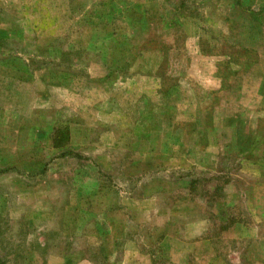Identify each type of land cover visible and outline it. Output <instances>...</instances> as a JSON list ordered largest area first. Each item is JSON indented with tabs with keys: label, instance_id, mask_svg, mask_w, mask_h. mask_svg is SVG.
Listing matches in <instances>:
<instances>
[{
	"label": "rangeland",
	"instance_id": "obj_1",
	"mask_svg": "<svg viewBox=\"0 0 264 264\" xmlns=\"http://www.w3.org/2000/svg\"><path fill=\"white\" fill-rule=\"evenodd\" d=\"M0 264H264V0H0Z\"/></svg>",
	"mask_w": 264,
	"mask_h": 264
}]
</instances>
